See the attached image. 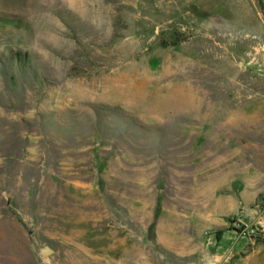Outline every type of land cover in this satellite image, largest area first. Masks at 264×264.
<instances>
[{"label":"rangeland","instance_id":"obj_1","mask_svg":"<svg viewBox=\"0 0 264 264\" xmlns=\"http://www.w3.org/2000/svg\"><path fill=\"white\" fill-rule=\"evenodd\" d=\"M0 264H264V0H0Z\"/></svg>","mask_w":264,"mask_h":264}]
</instances>
